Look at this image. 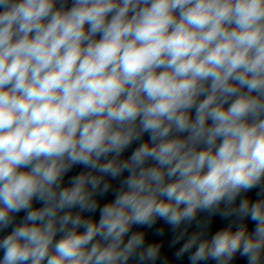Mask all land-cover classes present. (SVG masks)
I'll return each instance as SVG.
<instances>
[{"label":"clouds","instance_id":"obj_1","mask_svg":"<svg viewBox=\"0 0 264 264\" xmlns=\"http://www.w3.org/2000/svg\"><path fill=\"white\" fill-rule=\"evenodd\" d=\"M158 221L264 264V0H0V264H155Z\"/></svg>","mask_w":264,"mask_h":264}]
</instances>
